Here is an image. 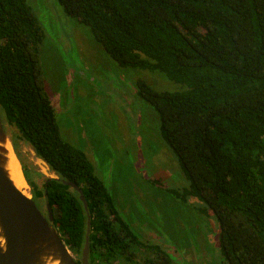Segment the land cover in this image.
I'll list each match as a JSON object with an SVG mask.
<instances>
[{
    "label": "trees",
    "instance_id": "1",
    "mask_svg": "<svg viewBox=\"0 0 264 264\" xmlns=\"http://www.w3.org/2000/svg\"><path fill=\"white\" fill-rule=\"evenodd\" d=\"M57 1L121 67L158 72L180 86L137 84L190 183L184 194L219 224L226 264H264V0ZM44 39L27 0H0V113L34 201L50 205L78 264L88 216L90 263L137 264L136 253L146 251L141 264H172L160 245L140 240L86 154L62 138L41 69ZM18 141L56 179L33 181ZM65 180L82 190L88 212Z\"/></svg>",
    "mask_w": 264,
    "mask_h": 264
},
{
    "label": "rangeland",
    "instance_id": "2",
    "mask_svg": "<svg viewBox=\"0 0 264 264\" xmlns=\"http://www.w3.org/2000/svg\"><path fill=\"white\" fill-rule=\"evenodd\" d=\"M27 2L45 33L40 63L62 138L86 154L124 220L143 243L166 250L173 264H226L219 224L199 199L184 194L190 183L137 84L145 81L158 91L180 86L158 72L121 67L57 0ZM18 150L33 181L54 177L22 141ZM147 257L141 251L135 260ZM120 263L128 264H110Z\"/></svg>",
    "mask_w": 264,
    "mask_h": 264
},
{
    "label": "water",
    "instance_id": "3",
    "mask_svg": "<svg viewBox=\"0 0 264 264\" xmlns=\"http://www.w3.org/2000/svg\"><path fill=\"white\" fill-rule=\"evenodd\" d=\"M9 147L20 163L5 131L0 113V264H78L54 227L50 205H46L47 216H45L34 201L31 191L29 190L27 196L12 180L8 169ZM21 174L28 185L22 166ZM63 184L77 190L88 212V203L82 190L71 181L65 180ZM90 227L91 217L88 216V230L81 264H90Z\"/></svg>",
    "mask_w": 264,
    "mask_h": 264
},
{
    "label": "bare ground",
    "instance_id": "4",
    "mask_svg": "<svg viewBox=\"0 0 264 264\" xmlns=\"http://www.w3.org/2000/svg\"><path fill=\"white\" fill-rule=\"evenodd\" d=\"M10 150V160L8 164V169L10 171V175L12 180L14 181L15 185L24 192L27 196H29V189L28 185L23 180L21 174V166L18 160L16 159L13 150L9 147ZM49 264H59V263H49Z\"/></svg>",
    "mask_w": 264,
    "mask_h": 264
},
{
    "label": "flooded vegetation",
    "instance_id": "5",
    "mask_svg": "<svg viewBox=\"0 0 264 264\" xmlns=\"http://www.w3.org/2000/svg\"><path fill=\"white\" fill-rule=\"evenodd\" d=\"M36 156V155H35ZM40 160V159H39ZM42 161V160H41ZM43 162V161H42ZM33 174H34V172H33ZM30 176H31V174H30ZM31 179H32V176H31ZM123 217V216H122ZM124 218V217H123ZM135 232V231H134ZM71 251V250H70ZM72 252V251H71ZM72 254H73V252H72ZM138 254V253H137ZM136 254V255H137ZM73 256H74V258L76 259V261H78V259H77V257L73 254ZM169 256H170V254H169ZM171 257V256H170ZM81 258H82V255H81V257H80V262H81ZM147 258H149V257H147ZM146 258V259H147ZM172 260V259H171ZM112 262V261H111ZM111 262H109L108 264H110ZM78 263V262H77ZM89 263H90V255H89ZM90 264H93V263H90ZM172 264H173V262H172Z\"/></svg>",
    "mask_w": 264,
    "mask_h": 264
}]
</instances>
